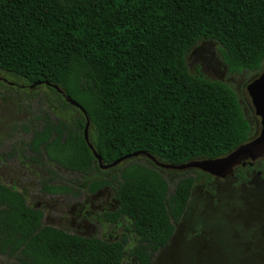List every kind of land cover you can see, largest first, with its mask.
Masks as SVG:
<instances>
[{"label": "trees", "instance_id": "trees-1", "mask_svg": "<svg viewBox=\"0 0 264 264\" xmlns=\"http://www.w3.org/2000/svg\"><path fill=\"white\" fill-rule=\"evenodd\" d=\"M201 41L216 45L230 77L254 78L264 69V0H0V76L24 90L43 85L46 102L62 111L54 120L46 112L35 117L29 158L93 173L91 194L111 186L114 209L102 217L111 224L130 220L136 241L128 256L135 264H152L194 184L212 177L186 169L194 175L177 179L168 193L161 168L145 157L146 164L132 157L101 170L83 140L85 117L88 142L103 165L144 152L177 166L222 157L252 139L258 121L232 84L187 70L185 56ZM253 173L264 182V158L236 166L231 177L243 184ZM41 220L40 210L0 183V256L13 264L120 263L124 235L107 242Z\"/></svg>", "mask_w": 264, "mask_h": 264}, {"label": "rangeland", "instance_id": "rangeland-1", "mask_svg": "<svg viewBox=\"0 0 264 264\" xmlns=\"http://www.w3.org/2000/svg\"><path fill=\"white\" fill-rule=\"evenodd\" d=\"M185 64L191 74L198 70L207 80L231 83L245 111L258 121L245 91L251 79L244 83L230 77L213 42L197 43L186 54ZM0 83V183L19 192L27 206L40 210L42 225L107 242L124 235L126 243L119 264H135L128 256L136 241L130 220L123 217L111 224L102 217V213L114 209L111 186L91 194L87 185L93 173L83 176L44 158L38 163L29 158L25 145L31 129L39 126L35 117L46 112L54 120L62 114L46 102L43 85L24 90L27 87L21 82L1 76ZM134 159L146 164L143 156ZM160 173L168 193L177 179L194 175L176 169H160ZM56 187L65 191L46 190ZM13 263L12 258L0 256V264ZM152 264H264V182L260 176L253 173L243 184L231 176L212 178L208 183L200 179L191 190L172 237L153 255Z\"/></svg>", "mask_w": 264, "mask_h": 264}, {"label": "water", "instance_id": "water-1", "mask_svg": "<svg viewBox=\"0 0 264 264\" xmlns=\"http://www.w3.org/2000/svg\"><path fill=\"white\" fill-rule=\"evenodd\" d=\"M45 85L51 87L57 93L62 95L65 102L77 108L85 116L83 109L67 96H64L61 90L58 89L55 85H50L48 83H46ZM245 91L247 93V96L249 97L253 114L258 119L259 129L252 139L240 144L231 152L219 158L193 160L186 164L173 166L158 163L150 155L144 152H136L132 153L131 155H125L111 162L110 164L103 165L101 163L100 156L95 153L92 146L88 142L87 117H85V124L83 128V140L87 145V148L91 152L93 159L96 161L99 169L101 170L115 167L116 165L124 162L129 158L143 156L151 160L157 167L161 169H196L202 173L209 175L212 178L223 179L227 176H232L233 169L236 166H244L245 164L248 166H252L255 160L264 157V69L246 84Z\"/></svg>", "mask_w": 264, "mask_h": 264}, {"label": "flooded vegetation", "instance_id": "flooded-vegetation-1", "mask_svg": "<svg viewBox=\"0 0 264 264\" xmlns=\"http://www.w3.org/2000/svg\"><path fill=\"white\" fill-rule=\"evenodd\" d=\"M258 129H259V125H258ZM258 131V130H257Z\"/></svg>", "mask_w": 264, "mask_h": 264}]
</instances>
